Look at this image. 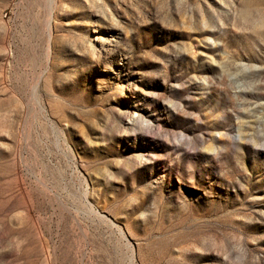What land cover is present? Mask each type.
<instances>
[{
	"label": "rangeland",
	"instance_id": "rangeland-1",
	"mask_svg": "<svg viewBox=\"0 0 264 264\" xmlns=\"http://www.w3.org/2000/svg\"><path fill=\"white\" fill-rule=\"evenodd\" d=\"M0 264H264V0H0Z\"/></svg>",
	"mask_w": 264,
	"mask_h": 264
}]
</instances>
